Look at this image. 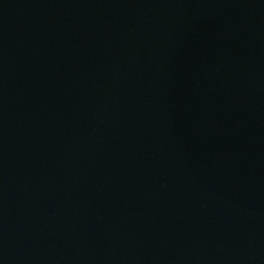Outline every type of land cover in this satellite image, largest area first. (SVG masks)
<instances>
[{"label":"water","instance_id":"water-1","mask_svg":"<svg viewBox=\"0 0 264 264\" xmlns=\"http://www.w3.org/2000/svg\"><path fill=\"white\" fill-rule=\"evenodd\" d=\"M0 264H264V0H0Z\"/></svg>","mask_w":264,"mask_h":264}]
</instances>
